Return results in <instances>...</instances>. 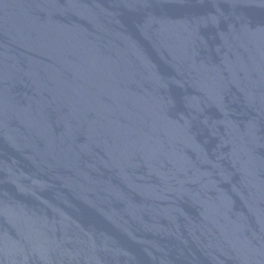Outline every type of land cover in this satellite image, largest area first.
<instances>
[{"label": "water", "instance_id": "obj_1", "mask_svg": "<svg viewBox=\"0 0 264 264\" xmlns=\"http://www.w3.org/2000/svg\"><path fill=\"white\" fill-rule=\"evenodd\" d=\"M0 264H264V0H0Z\"/></svg>", "mask_w": 264, "mask_h": 264}]
</instances>
